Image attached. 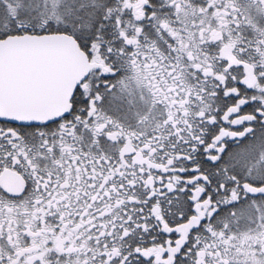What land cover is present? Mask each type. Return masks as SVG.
Listing matches in <instances>:
<instances>
[{
    "label": "snow or ice",
    "instance_id": "1",
    "mask_svg": "<svg viewBox=\"0 0 264 264\" xmlns=\"http://www.w3.org/2000/svg\"><path fill=\"white\" fill-rule=\"evenodd\" d=\"M0 264H264V0H0Z\"/></svg>",
    "mask_w": 264,
    "mask_h": 264
}]
</instances>
